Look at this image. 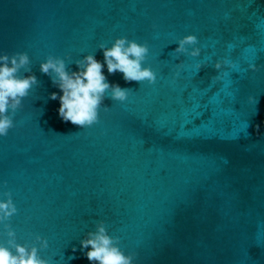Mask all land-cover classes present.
Returning a JSON list of instances; mask_svg holds the SVG:
<instances>
[{
  "label": "water",
  "instance_id": "obj_1",
  "mask_svg": "<svg viewBox=\"0 0 264 264\" xmlns=\"http://www.w3.org/2000/svg\"><path fill=\"white\" fill-rule=\"evenodd\" d=\"M189 34L198 57L174 51ZM119 37L147 44L156 81L105 65L127 99L109 89L97 122H64L40 64L103 63ZM17 52L38 83L0 136V201L17 209L0 244L10 225L49 264H91L80 241L103 221L132 264H264V0H0V55Z\"/></svg>",
  "mask_w": 264,
  "mask_h": 264
},
{
  "label": "clouds",
  "instance_id": "obj_2",
  "mask_svg": "<svg viewBox=\"0 0 264 264\" xmlns=\"http://www.w3.org/2000/svg\"><path fill=\"white\" fill-rule=\"evenodd\" d=\"M197 43L196 35H186L178 40V46L174 51L198 57L201 49L195 46ZM100 48L103 50V63L94 55H86L83 60L76 61L79 70L71 73L66 70L64 60L57 57L49 56L40 64V71L50 76L53 85L62 92L59 96L56 92L51 93L50 99H59L58 113L64 122H71L80 127L91 126L97 122L98 109L109 89L113 100L127 99L129 89L107 82L102 71L105 65L109 74L121 72L126 82L147 81L152 84L156 81V74L152 69L142 67V62L146 60L149 51L146 43L140 44L127 37H119L110 48L103 44ZM29 63V56L24 52L14 53L11 57L8 54L0 55V136H7L9 130L15 126L13 116L16 110L21 107L22 99L28 95L32 86L38 83L34 74L27 76L18 74L21 68L31 72V69L26 67ZM249 67L254 71L257 70L255 64H250ZM215 68L220 69L221 62L218 61ZM176 74L179 75L178 72ZM256 127L258 129L259 125ZM6 195H9V199L0 201V213H2L0 221L17 212L10 194L6 193ZM5 227L9 239L7 245L0 244V264H49L48 260L40 257L36 244L17 243L15 231L10 225ZM36 240L40 249L48 247L46 239L37 236ZM80 245V251L91 264H132L133 255L124 253L119 247V238L108 234L103 221L97 224L95 232H89L87 238L80 241ZM75 251L76 249L73 248V252Z\"/></svg>",
  "mask_w": 264,
  "mask_h": 264
}]
</instances>
